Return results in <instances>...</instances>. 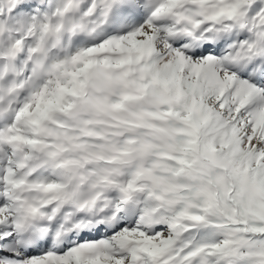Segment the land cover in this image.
I'll return each mask as SVG.
<instances>
[{"label": "snow or ice", "instance_id": "6c2138e0", "mask_svg": "<svg viewBox=\"0 0 264 264\" xmlns=\"http://www.w3.org/2000/svg\"><path fill=\"white\" fill-rule=\"evenodd\" d=\"M0 264H264V0H0Z\"/></svg>", "mask_w": 264, "mask_h": 264}]
</instances>
